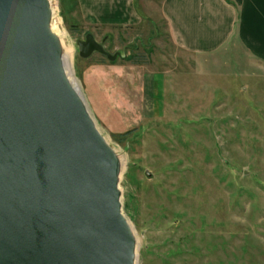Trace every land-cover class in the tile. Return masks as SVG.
Instances as JSON below:
<instances>
[{
  "label": "rangeland",
  "instance_id": "374dc122",
  "mask_svg": "<svg viewBox=\"0 0 264 264\" xmlns=\"http://www.w3.org/2000/svg\"><path fill=\"white\" fill-rule=\"evenodd\" d=\"M49 1L61 23L51 30L72 47L81 96L121 162L136 264H264V63L233 45L191 56L159 14L92 26ZM89 33L120 56L82 58Z\"/></svg>",
  "mask_w": 264,
  "mask_h": 264
},
{
  "label": "water",
  "instance_id": "95a60500",
  "mask_svg": "<svg viewBox=\"0 0 264 264\" xmlns=\"http://www.w3.org/2000/svg\"><path fill=\"white\" fill-rule=\"evenodd\" d=\"M77 46L120 56L91 33ZM120 171L65 74L50 1L0 0V264H136Z\"/></svg>",
  "mask_w": 264,
  "mask_h": 264
},
{
  "label": "crops",
  "instance_id": "0c3cea01",
  "mask_svg": "<svg viewBox=\"0 0 264 264\" xmlns=\"http://www.w3.org/2000/svg\"><path fill=\"white\" fill-rule=\"evenodd\" d=\"M60 1L92 26H139L159 14L173 45L191 56L216 55L233 45L264 63V0Z\"/></svg>",
  "mask_w": 264,
  "mask_h": 264
},
{
  "label": "bare ground",
  "instance_id": "6f19581e",
  "mask_svg": "<svg viewBox=\"0 0 264 264\" xmlns=\"http://www.w3.org/2000/svg\"><path fill=\"white\" fill-rule=\"evenodd\" d=\"M50 8H51L52 28H53V31L55 32L54 27H58L61 23L55 17L56 8H55L54 3H51V1H50ZM57 37H58L59 42H60L61 59H62L65 74H66L67 78L69 79V81L71 82V84L73 85V87L76 89V91H78V93L81 95V91H80L78 81L76 80V78L74 77V74H73V72H74V70H73L74 51H73L72 47L68 44L64 34L59 35Z\"/></svg>",
  "mask_w": 264,
  "mask_h": 264
},
{
  "label": "trees",
  "instance_id": "16d2710c",
  "mask_svg": "<svg viewBox=\"0 0 264 264\" xmlns=\"http://www.w3.org/2000/svg\"><path fill=\"white\" fill-rule=\"evenodd\" d=\"M237 1V3H240L241 2V0H236Z\"/></svg>",
  "mask_w": 264,
  "mask_h": 264
}]
</instances>
